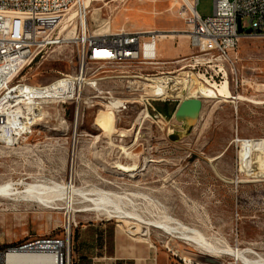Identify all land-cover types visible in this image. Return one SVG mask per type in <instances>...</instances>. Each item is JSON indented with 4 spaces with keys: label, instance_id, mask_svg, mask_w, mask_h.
I'll return each instance as SVG.
<instances>
[{
    "label": "rangeland",
    "instance_id": "rangeland-1",
    "mask_svg": "<svg viewBox=\"0 0 264 264\" xmlns=\"http://www.w3.org/2000/svg\"><path fill=\"white\" fill-rule=\"evenodd\" d=\"M86 3L90 33L106 21L112 31L122 27L178 31L159 40L157 70L176 71L185 64L179 61L196 54L179 16L187 9L182 0ZM212 11L213 0H198L201 18L211 17ZM242 24L247 29L248 19ZM230 58L232 65L219 66L225 70L223 79L207 69L206 79L196 84L219 88L225 84L233 98L202 100L198 120L189 125L170 122L167 134L164 121L134 123V110L114 118L99 107L85 109L76 130H60L56 117L62 111L51 106L13 146L0 142V188L12 185L11 193H0V257L24 244L62 241L68 263L74 264L75 234H93L100 226L104 248L99 243L93 247L98 257L113 255L115 238L117 256L149 254L157 264H181L179 258L201 262L202 251L193 243L142 224L169 218L198 232L210 245L250 250L254 254L250 258L264 260V177L242 172L238 156V141L264 140V38L242 39ZM118 69L125 68L99 71L98 78H105L101 90H121L122 81L111 79V71ZM74 70L73 54L62 48L21 77L32 85H47ZM158 106H166L168 113L161 114L170 121L176 104L155 103L157 111ZM65 117L73 122V107L66 106ZM106 118L111 121L104 127ZM28 185L71 187L75 192L70 203L62 196L51 198L49 205L25 202L15 195H25ZM118 211L133 218L119 220ZM90 249L85 246L83 253ZM214 260L243 264L225 254Z\"/></svg>",
    "mask_w": 264,
    "mask_h": 264
},
{
    "label": "built area",
    "instance_id": "built-area-1",
    "mask_svg": "<svg viewBox=\"0 0 264 264\" xmlns=\"http://www.w3.org/2000/svg\"><path fill=\"white\" fill-rule=\"evenodd\" d=\"M189 2L193 10L187 8L179 16L185 20L189 44L197 55L184 59L178 70L164 72L156 69L160 64L157 44L167 32L123 27L112 31L106 21L90 33L84 0H0V142L13 146L1 136L15 140L24 136L51 106L62 111L56 117L60 130H76L84 110L95 107L113 110L115 118L134 110L142 120L161 122L168 118L156 110L155 103L177 106L182 98L175 95L179 88L206 79L207 69L223 79L225 70L219 66L232 65L230 54L235 53L239 42L264 38V0H213L209 18L197 14L198 0ZM243 19H248L247 29ZM62 48L73 54V73L59 74L47 85L23 80L26 69ZM105 67L125 68L111 71L112 80L122 81L120 91L100 89L105 78H98L99 71ZM66 106L73 107L72 123L65 117ZM169 120L174 121L173 113ZM38 243L63 242L38 241L8 249L1 255L0 264H7L8 251L25 250ZM63 264L69 263L65 260Z\"/></svg>",
    "mask_w": 264,
    "mask_h": 264
},
{
    "label": "bare ground",
    "instance_id": "bare-ground-1",
    "mask_svg": "<svg viewBox=\"0 0 264 264\" xmlns=\"http://www.w3.org/2000/svg\"><path fill=\"white\" fill-rule=\"evenodd\" d=\"M182 1L187 6L188 10L190 11L193 10L192 4L189 2V0H182ZM84 5L85 7L88 8L86 0H84ZM132 31H141V30H132ZM159 32H163V31H159ZM177 32L178 31H168L167 33L169 34H163L161 38H166L167 36H173V34ZM192 49L196 52L194 48ZM194 55H197V52ZM182 61H184V59L179 62L183 63ZM224 85L221 88H219V87H214L211 85L209 86L199 85V84H196V81H193L192 84L190 86H186L185 89H183V87L179 88V91L175 95H182L181 101L189 99V98H200L201 100L233 98L231 95H229V92L227 91ZM181 90H184L185 92L180 94ZM184 94H186L185 97H183ZM234 99H238V98H234ZM104 109L113 115V110L109 108H104ZM110 121H111L110 119L106 118V121H105L106 124L104 125V127H106L110 123ZM141 121H142V117L137 116L134 123H140ZM162 121H164L162 130L165 131L164 132L165 134H167L166 132L168 130L169 123L176 122L172 120L165 121V119ZM179 122H186L188 124L190 121L188 119H181ZM1 138L8 142L10 141L12 143H14L15 141L14 138H9L5 136L4 134L1 136ZM238 142L240 143V150L238 152L239 165L242 169V172H246L247 174H250L254 177H260V176L264 177V140H240ZM25 189L27 191L25 192L26 193L25 195L23 194V196H20V195H15V196H17L18 199L21 198L22 200H25V202L26 201L34 202V203L41 202L42 204L47 203L48 205L50 203L51 198H58L59 196H62L64 199L68 201V199H70V197L73 196L75 192L73 188L71 187L61 188L56 185H53L52 190L51 188L45 189L44 186L42 185L41 186L28 185L27 187H25ZM55 189L57 190L61 189L62 192L55 195V193L53 194L52 192ZM11 191H12L11 184L5 185L4 187L0 188V193H3V192L11 193ZM22 193L24 192L22 191ZM51 203H53V201ZM115 214H117L116 218H118L119 220H123L126 218H133L132 216H130V214L125 215L119 211L117 213L115 212ZM165 219H166L165 221L164 220L157 221L154 224H148V223H142V224L143 226L144 225L151 226L155 229L163 230L164 232L168 234L174 235V237L177 239L186 241L188 243H193L194 246H196L199 251L200 250L202 251V253H200L202 254V257H200L199 259L201 262H196L197 260L195 261L192 258H179L180 261L185 260L184 264H217L214 258H216L220 254L232 256L235 260L241 261L243 264H264V260L260 259L258 256H256V259L250 258L251 255H253L254 257V254H252L250 250H235V249H229L228 247L222 248L221 246L220 248V247H216V245H213V244L210 245L211 242L208 243L198 232L190 228H187L184 225H181L180 223H177L175 220L172 221L169 218H165ZM64 247H65L64 243L62 244L61 243H50V244L38 243L31 247H28L25 250L16 249V250L8 251L5 256V260L7 264H63L65 260L66 261L68 260L66 254L64 253Z\"/></svg>",
    "mask_w": 264,
    "mask_h": 264
},
{
    "label": "crops",
    "instance_id": "crops-1",
    "mask_svg": "<svg viewBox=\"0 0 264 264\" xmlns=\"http://www.w3.org/2000/svg\"><path fill=\"white\" fill-rule=\"evenodd\" d=\"M91 227H95L91 225ZM84 229V227L82 228ZM98 230L95 233H90L86 235L85 232L77 233V243L76 255L74 259V264H157L156 259L151 258L149 254L143 255H121L117 256L118 253L115 251V238L113 240L114 250L112 256H103L98 257L93 254V247L98 243L99 246L104 248V233L101 230V227L98 226ZM85 246H89L91 249L88 251V254L83 253ZM120 252V251H119ZM159 264V263H158Z\"/></svg>",
    "mask_w": 264,
    "mask_h": 264
},
{
    "label": "water",
    "instance_id": "water-1",
    "mask_svg": "<svg viewBox=\"0 0 264 264\" xmlns=\"http://www.w3.org/2000/svg\"><path fill=\"white\" fill-rule=\"evenodd\" d=\"M241 33V29H238ZM250 33L249 30L246 31ZM202 109V100L200 98H189L182 100L175 108L173 112V119L179 122L181 119H188L190 122L198 120Z\"/></svg>",
    "mask_w": 264,
    "mask_h": 264
},
{
    "label": "trees",
    "instance_id": "trees-1",
    "mask_svg": "<svg viewBox=\"0 0 264 264\" xmlns=\"http://www.w3.org/2000/svg\"><path fill=\"white\" fill-rule=\"evenodd\" d=\"M158 111L164 115H166L168 113V110L166 108V106H158ZM75 240L77 239V233L75 234Z\"/></svg>",
    "mask_w": 264,
    "mask_h": 264
}]
</instances>
